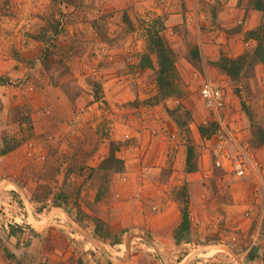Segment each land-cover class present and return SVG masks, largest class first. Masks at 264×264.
I'll use <instances>...</instances> for the list:
<instances>
[{
    "label": "rangeland",
    "instance_id": "rangeland-1",
    "mask_svg": "<svg viewBox=\"0 0 264 264\" xmlns=\"http://www.w3.org/2000/svg\"><path fill=\"white\" fill-rule=\"evenodd\" d=\"M74 1L78 6L77 0ZM125 1L126 3L132 1L134 4L136 2L139 7L142 1L144 2V0H124V3ZM257 1L253 0V2ZM54 2L60 4L56 14L52 12L56 10L52 8L56 7V4H52ZM90 3L102 4L100 0L97 2L92 0ZM24 4L31 7L37 5L38 8L51 7L49 14H43L47 18L44 20L50 25L44 28L46 30L43 38L44 48H31L35 49L34 55L37 56L42 49L45 51V59L39 61L37 66L35 60L0 59V264H117L120 261L124 262L120 264H131L132 261L133 264H165L164 252L158 253L150 246L151 236L147 230L142 232L138 230L134 221L128 217L113 219L110 210L109 213L104 214L103 211L108 207L106 204L103 207H100L99 203L91 204V200L95 197L92 195L97 189L96 180L99 181L100 188L97 189L95 198L100 201L111 199L113 184V179L110 180L113 176L111 171L124 172L121 175L120 190L137 186L134 176L138 175L135 173L138 167L133 166L129 161L130 168H128L129 165L126 163L132 160V154L135 153L136 159L141 158V161L150 166V162L144 160L147 159L144 145H135L138 142H148L147 134L145 136L142 134L143 139L139 137V132L142 130L139 123L142 122L141 116L144 120L150 116L149 112L140 109L150 106H157L160 114L162 112L167 115L169 122H166V126H163L161 131L170 146L174 145V151H177L174 155L168 153L166 157L163 171L159 173L161 182H156L157 195H160V202H163V199L167 200V203L172 199L176 200L183 214L185 207H188L190 224L194 225V230H197L194 239L190 241L191 246L181 248L177 245L179 256L171 261L172 264H179L182 260L186 261L185 264H212L211 260L219 257L221 260H216L220 262L218 264H238L237 260L233 261L231 255L238 254L242 258L244 251L251 248L252 237L257 230L260 233V243L256 247L263 245L264 220L263 223L257 222L248 229L236 225L227 218L229 207L235 203V199L239 201L241 209L257 206L260 208L259 213H264V193L259 176V174L264 175V64L256 62L250 69L249 67L244 69V74L236 79L228 75L218 64L223 57L238 58L224 54L225 49L230 47V41L221 46L223 52L221 51V55L215 61L211 59L213 56L205 53L206 60L202 56L204 50L201 51L195 41L197 34L201 35L202 32L224 41L226 38L230 40L238 36L246 49L245 53L253 52L260 42L257 38L264 39V23L258 28L262 31L252 35L251 32L256 29L245 31L243 22L235 28L226 29L218 22L215 23L216 21L212 22L214 23L212 26L207 25L206 22L203 25H194L196 16H192L189 21L191 26L184 29L186 37L181 42L176 41L177 46L172 48L176 72L173 74L175 86L171 84L168 87L166 80L160 82L161 76L157 73L158 68L155 67L153 59V57L157 59V55L151 44L152 38L158 34L168 42V46L175 45L166 35L163 17L157 14L152 16L143 8L139 10L141 16L136 13L133 14L134 17L126 15L125 42L120 50L122 53H119L123 64L119 65L120 72L116 74H119L118 80L123 81L125 85L134 83V88L140 87V90L136 93L138 98L135 100L129 98L133 96V92L128 90L124 92V102L119 104L122 112L118 116L119 120H122L125 111V114L133 115L135 118L128 120V124L122 127V130L119 129L122 138L116 143L121 144L112 142L113 150L121 148L122 152H125L122 153L124 157L126 156L125 160L117 159L114 154L106 163L110 170L106 172V168L102 167V172L96 173L95 169L88 168L84 170L86 172L78 171L75 165L78 163L77 158L79 161L80 158L83 160L80 152L87 139L74 140L71 135L73 132L67 133L68 128L74 125L72 116H70L72 119L69 118L67 107H55L45 100H55V93L48 95L51 91L47 93L46 89L55 86L60 79H64L65 84L70 80L71 83L67 85L74 94L77 91L75 82L81 83L79 87H83L82 83L85 82L93 83L97 89L100 87L102 82L100 76L86 78L74 76V70L71 71L70 68L75 67L76 71L81 73L89 71L90 60L86 57L92 52L96 66L98 63V67L105 66L101 65V61L105 60L97 56L105 52L101 51L103 45L97 44L102 30L99 26L97 28L89 26L86 34H75L79 32L74 29L75 35L67 36L66 34L73 30L68 25L90 20L89 14L85 11L79 12V15H76L75 11H67V0H0V53L7 52L10 46L7 38L4 40L6 43L1 40L8 31L4 22L10 13L14 15V8H21ZM212 7L211 9L214 10L209 13L216 20L219 11L216 10L215 3ZM19 14L15 13L21 18ZM23 14L30 16L29 12ZM37 15L41 14L37 12L31 18L34 23ZM131 19L133 24L130 22ZM55 21L58 22L53 29L52 25ZM179 31L183 30L179 29ZM59 33H64L65 38L58 42ZM137 40L141 43L136 44ZM139 45L147 46L146 52L140 53L141 55L137 54ZM89 49L93 51L90 52ZM138 56L141 59L136 61ZM57 67L65 73L61 78L57 74L58 70L54 72L53 68ZM21 69L26 71L31 69V72L18 74L16 71ZM3 71L12 73L2 74ZM68 72L69 76H67ZM40 74L43 75L39 76ZM107 78L110 80L111 76L108 75ZM204 80L216 82L222 87L232 104L233 116L228 118L230 127L240 142L255 155L256 168L243 178L230 176L215 168L213 164L210 139L217 126L200 99ZM97 125L99 127V124ZM92 143L97 144V147L99 145L94 140L86 142L89 147ZM180 146L186 147L187 159L189 151L193 152V163H196L197 168L188 175L179 169V165L183 166L181 163L183 160L179 158ZM138 147L143 149L142 152ZM71 150L76 153L75 156L67 155V153L71 154ZM126 151L129 154L126 155ZM150 178L148 174L145 179ZM90 184L96 187L91 194L86 193L89 197L86 198L83 192ZM142 188L147 195L149 190L146 188L149 187L142 186ZM66 196H68L67 205L62 202ZM126 196L118 199L119 205L124 211H129L130 215L136 205L134 206L131 202L133 200ZM127 202L131 205L124 207ZM159 206L150 207L151 212L160 211ZM62 208L67 211L70 219L81 229H85L90 236L76 235L69 218L62 214L56 215ZM252 216H254L253 210L242 209L240 218L249 219ZM12 229H24L22 231L26 234L20 236L19 231L9 233ZM117 232V235L113 234ZM216 233L219 240L213 238ZM25 235L27 236L23 241Z\"/></svg>",
    "mask_w": 264,
    "mask_h": 264
},
{
    "label": "crops",
    "instance_id": "crops-1",
    "mask_svg": "<svg viewBox=\"0 0 264 264\" xmlns=\"http://www.w3.org/2000/svg\"><path fill=\"white\" fill-rule=\"evenodd\" d=\"M91 1L92 0H77L76 3L78 6H76L74 0H67V11H75L76 15H79V12L81 13V11H85L89 14L90 20L87 19V21L83 20L73 22L71 24L69 23V28L73 30L69 31L68 33L66 32V35H73L74 29L75 31L79 32L75 34H86V29H88L89 26H93L95 28L99 26L101 28V37L100 41H98L97 44L100 43V46L103 45L101 46V51L105 52L103 53L99 51L101 53L97 54V56L105 60L101 61V65L105 66L98 67L99 63L96 66V60L95 58H92L93 49H89V51L92 53H89L87 55L89 57H86V59L90 60L89 65L91 66V69L89 71H86L87 75L85 71L81 73L79 71L77 72L75 67H72L73 69L70 68L71 71L74 70V76H85V78L95 75L100 76L99 78H102V82H100V87H98L97 89L96 86L91 82L82 83L83 87H79V84L81 83H76L74 81L77 85V91L74 94V91L71 90V87L67 85L68 83H71L70 80L69 82L67 81V83L65 84V80L60 79L55 86L49 87L51 90L46 89L47 93L48 91H51V93H48V95L52 94V92L55 93V100H45L47 102H51L52 106L55 107H67L69 118H71L70 116H72V124H74L73 126H70L68 128L67 133L69 134L73 132V134L71 135L74 140L87 139L86 142H92L94 140V142L99 143L98 147L96 146L97 144L94 145L93 143L90 147L88 144H86V142L85 144H83L82 151L80 152L83 160H81L80 158L79 161V159L77 158L78 163L75 164L79 169L78 171H84L88 168L95 169V172L97 173V171H101L102 167H104L106 168V172H108L110 170V167H108L106 163L109 161V159H111L112 155L115 154L114 156L117 159L121 160H125L126 157L123 156L122 153L125 152H122L121 148L119 150H113L114 144L112 143L119 142L118 140L122 138V136L120 137L122 132H120L119 129H121L122 127H126L125 125L128 124V120H131L133 117L135 118V116L133 115L125 114L124 111L123 119L119 120L118 115L122 112L120 110L121 105L119 104L124 102V92L126 90H128L129 92H133V96L129 98L135 100L138 98L136 93L140 90V87L138 89L134 88V83L130 85H125L123 81L118 80L117 75L119 74H116L120 72L119 65L121 66V64H123L120 60L119 53H122L120 50L123 48V43L125 42L124 29L126 28V24L124 18L126 15L129 14L130 16L134 17L133 14L136 13L138 16H141L139 10H142L143 8L145 12L150 13L152 16H156V14L157 16H162L164 26L167 31L166 35L169 40H172L175 43V45H171V47L169 46L171 49L177 46L176 41L181 42L186 37L184 35V29L191 26V23H189V21L192 16H196V19L194 18L196 20V23H194V25H203V23L206 22L207 25L212 26V24H214L212 22L216 21L215 23L218 22L221 27H224L226 29H232L235 28L239 23L243 22V25L245 24V31L253 29L257 30L259 27H262L264 23V0H261V2L260 0H258L257 2H253V0H144V2L142 1V3L140 4L141 7L137 6L136 2L135 4L132 3V1L129 3H126L125 1V4L124 0H100V2L102 3L101 5L100 3L93 5L92 3H90ZM95 1L97 2L98 0ZM214 3L217 6L216 10L219 11V16L216 20H214V18L209 13L211 12V10H214L211 9L213 8L212 6L214 5ZM52 4H56V7H52L56 9L52 10V12L54 11V13L56 14L60 4H57L56 2ZM50 8L51 7L49 6H40L38 8L37 5H33V7H31V5L28 6L25 4L21 5V8H14V15L10 13L7 16V20L4 22L5 27H7L8 29L7 34L3 35L1 38L2 41L7 38V42L10 46L7 49V52L2 51V53H0V59H17L19 61L35 60L36 66L39 64V61L45 59L44 49L39 51L40 58H38L39 56L34 55V52L36 48H44L43 38L44 34L46 33V30H44V28L50 25V23H47V21L44 20L47 19L46 17H44V15H47L49 14V12H51V10H49ZM16 12L20 13L19 15L21 18H18L19 16L15 15ZM23 12H29L30 16L23 14ZM37 12H39L43 17L41 15H37V19L34 23V20H31V18L34 17ZM55 17L57 19L56 15H54V18ZM56 22L58 21H55L52 25L53 29L54 27L56 28V26H54ZM130 22L131 24H133V19H131ZM111 25H113L114 27H112ZM77 27H80V29H78ZM179 29H182L183 31L181 32L179 31ZM205 33L206 32H202L201 35L197 34V40L195 41L196 43H198V46L201 51L204 50L202 53V56L204 58L206 53L213 56L211 57L213 61H215L216 59L218 60V57L221 55V51L223 49L221 46L223 44H227L228 41H230V47L229 49H225L226 53L224 54L226 56L240 57L246 51L241 39H239L238 36L237 38L235 37L234 39L230 40L226 38L224 41L220 40V38L216 39L211 34ZM63 36H65L64 33L57 34L58 42L59 40H64L65 37ZM164 41L166 42V44H168L165 39ZM4 42L6 43V41ZM139 43L141 42L137 40L136 44ZM27 45H29L28 48ZM139 46L140 48L137 51V54L145 53L147 46ZM101 55L103 56V58ZM139 56L136 58V61H139L141 59V57ZM153 59L155 60V67L158 68L157 59H155L154 57ZM112 60L115 62H112ZM61 65L62 64L60 63V67ZM26 69H21L20 71L16 72L18 74L31 72V69L30 71H26ZM53 69L55 73L58 70L57 74L58 76H60V78L65 74L63 70L61 71L60 69H58V67ZM45 70L46 68H44V71ZM9 72L12 73L11 71H3L2 74H7ZM68 73L67 76L70 75V73ZM107 74L111 76L110 80H107ZM41 75L43 74H40L39 76ZM131 75L133 76V74ZM114 76L115 78H112ZM209 81L210 80H204L203 83H207ZM97 90H99V92H97ZM70 93H73L74 95L72 96ZM139 98L141 97L139 96ZM226 100V116L227 118H230V116H233V112L231 111L232 104L230 103L227 97ZM136 110L137 109H135V112H137ZM140 110H144L150 113L148 119L144 120L143 116H141V123H139V121L137 120L139 125L142 126V130L139 132V137L141 136L140 138L143 139L142 134L144 136L147 134L148 142H138L135 143V145H144L143 147L146 148L147 153V159L144 160L145 162H150V166H147L143 161H141V158L136 159L135 153L131 155L132 160L126 161V163L129 165L128 168H130L129 161L132 162L133 166L138 167L137 171L135 172L138 175L134 176V178H136L137 180V183H135V185L137 186H129L125 189L126 191L120 190L121 175H123L124 172L122 173L121 171L116 170L111 171V174L113 175L112 177H110V180L113 179V184L111 187L112 197L110 196L111 199H104V202L103 200L100 201L95 198L97 195V189L100 188L98 180L95 181L97 189L94 191L93 189L96 186H92L90 184L84 189L85 191L83 192V196L89 198L86 196V193L89 192V194H91L93 190L95 193H93L92 197H95L91 200V204L94 205V203H99L100 207H103L105 204L108 205L107 209L103 211L104 214H107L111 211L113 219H127V217L131 218L132 221H134V225L138 228V230H141V232L147 230V232H149V236H151L150 246L153 248V250L157 251L158 253L164 252L163 259L165 260V264H172L171 261L179 256V254L177 253V251H179V249L177 250V245H180L181 248L191 246L190 241L191 239H194L195 235L197 234V230H194V225L191 226L190 224V230L189 233L186 234V237L177 238V235H179L178 233L181 231L184 221V214L179 208V203L174 199H169V203H167V200L165 199H163L165 203L164 201L160 202V195H157L158 187L156 185V182L160 181L159 173L160 171H163L162 168L165 166L164 164L167 160L166 157L168 156V153H171V155L177 153V151H174V145L170 146V143H168L166 137L161 131L163 126H166V122H169V119L164 113L161 112L160 114V109L157 106H150L149 108L143 107ZM109 120H111L110 123ZM58 121L59 119L57 120V122ZM101 121L102 123H99ZM118 122H120L119 125ZM97 124H99V127ZM146 128H148V130H146ZM116 144L120 145L121 143ZM138 148L142 152L143 149H140V147ZM72 149L74 150V148ZM127 154H129L128 151H126V155ZM67 155L75 156L76 153L71 150V154L67 153ZM179 158L183 160L181 161L183 166L179 165V169L182 170L184 174H190L186 170L187 149L185 146H180ZM11 160L13 161V157ZM135 160H137L136 163L133 162ZM148 174L149 177H151L149 180L145 179ZM142 186L149 187L146 188L147 190H149L147 192V195L145 189H141ZM153 187L154 189H152ZM125 195H127V198L129 197L133 200L131 202L134 204V206L136 205V207L133 208L134 211L132 212V214H130L131 216L128 214L129 211H124V208L121 209V206L119 205L120 201L118 199H121V196L122 198H125ZM250 204L251 203H249V205ZM127 205L131 204L127 202L124 204V207ZM157 205H160L159 207L161 210L158 212H151L150 207L154 206L155 208ZM243 208H250V210H253L254 216L250 217L249 219L240 218L241 211ZM243 208L241 209L239 201L235 199V203L233 205H230L229 207V217L227 218V220L231 219V221L235 222L236 225L248 227V229L255 225L257 222L259 224V222H262V220H264V213H259V207L253 206L252 208ZM59 210L60 212L56 213V215L62 214L69 218V221L72 225V230L75 232L76 235L84 234L87 237L90 236L86 233L85 229H81L79 225H77L70 219L69 214L64 208ZM124 213H126L127 216L126 214L124 215ZM261 225L262 224H260V227ZM22 230L24 229H12L11 231H9V233H15L19 231L18 235L20 236L26 234L23 233ZM14 233H12V235H14ZM113 234L117 235L118 232ZM27 235L23 236V241ZM21 238L22 237H20V239ZM213 238H217L219 240V238L217 237V233ZM262 243H264V239ZM231 257L233 258V261L237 260L238 264H264V244L260 247L245 250L242 258H240L238 254H233L231 255ZM216 260L220 261L221 259L219 257L217 259L211 260V262H213L212 264L220 263L216 262ZM132 262L131 264H133ZM118 263L120 264L124 262L120 261L117 262V264ZM185 263L186 261L182 260L179 264Z\"/></svg>",
    "mask_w": 264,
    "mask_h": 264
},
{
    "label": "built area",
    "instance_id": "built-area-1",
    "mask_svg": "<svg viewBox=\"0 0 264 264\" xmlns=\"http://www.w3.org/2000/svg\"><path fill=\"white\" fill-rule=\"evenodd\" d=\"M200 97L205 108L213 117L214 123L217 124L216 131L210 139V154L215 168L233 177L243 178L247 176L253 168H256L255 155L240 142L230 127V122L226 116L227 100L222 87L213 81H209L202 86ZM32 154L31 152L30 155ZM259 176L264 193V175L259 174ZM259 237L260 233L257 230L252 237L251 248L259 245Z\"/></svg>",
    "mask_w": 264,
    "mask_h": 264
},
{
    "label": "trees",
    "instance_id": "trees-1",
    "mask_svg": "<svg viewBox=\"0 0 264 264\" xmlns=\"http://www.w3.org/2000/svg\"><path fill=\"white\" fill-rule=\"evenodd\" d=\"M261 31L262 29L260 28L256 31H252L251 34L254 35ZM257 40H259L260 42L258 46L256 47L255 51L253 52L247 51L245 54H243L242 56L236 59H230V58L223 57L218 63L220 68L226 71L228 75L237 79V78H240V76L244 74V69H246L247 67H249L250 69L256 62H261L264 64V39L262 37V38H257ZM151 44H153L155 51H156V55H157V66H158L157 73L161 76L160 82L162 83L166 80V84L168 83L167 86L170 87L169 85L174 84L175 76L173 74L176 73L175 67H174L175 62L173 60L174 57L172 56L173 51L169 46H167L163 37H161L158 34H156L152 38ZM187 167H188L187 169L188 173L194 172L197 168L196 163H193V152L192 151H189V157L187 159ZM62 202L65 205H67L68 196H66L64 200H62ZM183 218H184L183 226L181 228V231L178 233L179 235H177V238L186 237V234L189 233L190 219H189L188 207H185Z\"/></svg>",
    "mask_w": 264,
    "mask_h": 264
},
{
    "label": "water",
    "instance_id": "water-1",
    "mask_svg": "<svg viewBox=\"0 0 264 264\" xmlns=\"http://www.w3.org/2000/svg\"><path fill=\"white\" fill-rule=\"evenodd\" d=\"M77 229V228H76Z\"/></svg>",
    "mask_w": 264,
    "mask_h": 264
}]
</instances>
